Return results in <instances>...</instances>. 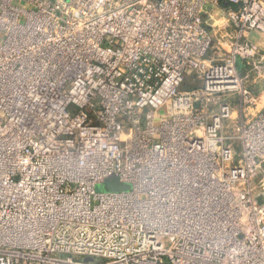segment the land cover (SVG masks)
Listing matches in <instances>:
<instances>
[{"label":"built area","instance_id":"obj_1","mask_svg":"<svg viewBox=\"0 0 264 264\" xmlns=\"http://www.w3.org/2000/svg\"><path fill=\"white\" fill-rule=\"evenodd\" d=\"M254 34L264 0H0V264H264Z\"/></svg>","mask_w":264,"mask_h":264},{"label":"water","instance_id":"obj_2","mask_svg":"<svg viewBox=\"0 0 264 264\" xmlns=\"http://www.w3.org/2000/svg\"><path fill=\"white\" fill-rule=\"evenodd\" d=\"M237 65H238V68H241V63L239 60H238ZM97 189H98V191L105 189V190H108L111 192L127 191V190H129V185H127L125 183H121L119 181V179L114 178V179L106 180L105 184L100 185Z\"/></svg>","mask_w":264,"mask_h":264},{"label":"crops","instance_id":"obj_3","mask_svg":"<svg viewBox=\"0 0 264 264\" xmlns=\"http://www.w3.org/2000/svg\"><path fill=\"white\" fill-rule=\"evenodd\" d=\"M220 23L223 24L224 23L223 20H220L219 24ZM251 40L253 42H258L261 45V47H264V37L263 36L259 34H254V37H251Z\"/></svg>","mask_w":264,"mask_h":264},{"label":"rangeland","instance_id":"obj_4","mask_svg":"<svg viewBox=\"0 0 264 264\" xmlns=\"http://www.w3.org/2000/svg\"><path fill=\"white\" fill-rule=\"evenodd\" d=\"M214 44L217 45V40H214ZM239 150V148H237V151Z\"/></svg>","mask_w":264,"mask_h":264}]
</instances>
